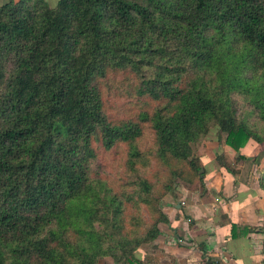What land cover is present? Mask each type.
Wrapping results in <instances>:
<instances>
[{"label":"trees","instance_id":"obj_1","mask_svg":"<svg viewBox=\"0 0 264 264\" xmlns=\"http://www.w3.org/2000/svg\"><path fill=\"white\" fill-rule=\"evenodd\" d=\"M212 128L264 147V0L0 4V264H143L177 182L204 191ZM118 146L109 182L97 162Z\"/></svg>","mask_w":264,"mask_h":264},{"label":"crops","instance_id":"obj_2","mask_svg":"<svg viewBox=\"0 0 264 264\" xmlns=\"http://www.w3.org/2000/svg\"><path fill=\"white\" fill-rule=\"evenodd\" d=\"M9 1L18 0L0 4ZM46 1L51 7L58 2ZM222 172L217 167L212 176ZM235 182L229 177L202 192L177 187L162 201L168 222L159 226V237L134 258L143 264H264V191ZM246 228L253 232L246 234ZM98 264L114 263L104 258Z\"/></svg>","mask_w":264,"mask_h":264},{"label":"rangeland","instance_id":"obj_3","mask_svg":"<svg viewBox=\"0 0 264 264\" xmlns=\"http://www.w3.org/2000/svg\"><path fill=\"white\" fill-rule=\"evenodd\" d=\"M49 2L51 3V0ZM111 105V112H114L121 117L127 116L128 114H131L133 112V110H131V108L129 107L130 103L124 98L115 96L112 97ZM238 108L241 109L243 113H247V109L245 107L238 106ZM245 117L251 123L257 125V118L255 115L253 116L246 114ZM225 138V134L221 133L216 128H212L208 135L201 141L199 146L193 149L195 157L200 160L202 166L200 169L202 171L200 174L203 177L204 183V186L202 187H205L206 185L210 188L211 185L218 186L224 180L226 181V179H228L229 177H233L236 180L235 183L241 182L250 189L257 188L259 186L261 173L264 168V147L254 144L253 142H249L247 143L245 148L237 153L231 150L225 144ZM152 144L153 135L151 134L150 130L147 129L144 138L140 143V146L142 148H146L151 146ZM240 154L245 156L246 160H237V157ZM216 156H220L223 158V160L230 167V172L225 170L218 164ZM251 158L258 161V163H256L254 160L252 161ZM124 160V146H118L115 148V150L109 153L102 154L97 162L102 167L101 175L109 182L118 181L123 172ZM217 167H219L223 172L221 176L216 175L215 177H213L212 175L215 174ZM185 186L187 187V185L181 182H177L176 188H186ZM199 190L201 189L199 188ZM214 193L215 196L221 195L220 190H215Z\"/></svg>","mask_w":264,"mask_h":264},{"label":"water","instance_id":"obj_4","mask_svg":"<svg viewBox=\"0 0 264 264\" xmlns=\"http://www.w3.org/2000/svg\"><path fill=\"white\" fill-rule=\"evenodd\" d=\"M202 171L200 170V173H201Z\"/></svg>","mask_w":264,"mask_h":264}]
</instances>
